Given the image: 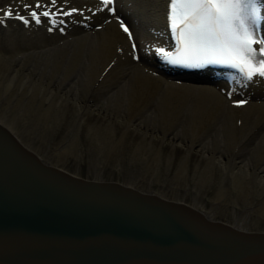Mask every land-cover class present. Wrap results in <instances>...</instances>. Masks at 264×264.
<instances>
[{"label":"bare ground","instance_id":"bare-ground-1","mask_svg":"<svg viewBox=\"0 0 264 264\" xmlns=\"http://www.w3.org/2000/svg\"><path fill=\"white\" fill-rule=\"evenodd\" d=\"M258 1L264 9V0ZM26 2L33 3L34 0ZM167 3L168 0H115L116 13L113 15L106 10L94 11L97 6L102 7L100 0H70V6L85 9L84 15L64 18L66 22L54 31H48L53 26L47 18L42 17L40 24L32 21L25 25L19 19H4L0 16V111L7 114L11 109H15V113L29 112L34 125L44 115L60 118L69 113L65 123L67 133L59 140L64 143L53 146L54 151L63 153L71 148L81 125L85 134L97 142L103 151H111L116 145L127 143L133 157L142 154L158 161L163 142L169 141L172 146L180 144L184 150L178 156L180 162L178 158V162L174 160L180 163L176 176L187 172L188 161L194 151L192 171L198 178H210L216 167L218 171L214 175H222L213 195V203L226 199L231 194H227L231 187L232 190L234 187L237 189L238 196L240 194L249 200L253 194L261 192L257 204L247 203L240 218L227 220L242 228L264 230L262 226H254L251 220L248 219L253 226L245 220L251 218L254 210L264 215V82L260 77L248 82L242 74L225 69L218 72L204 67L190 73L163 67L154 49L155 44L166 39ZM9 5L25 14L18 0H0V9H6ZM117 17L124 24L131 25L130 31L137 45L139 61L133 59L132 42L122 30ZM59 27H63L64 32L59 31ZM229 91L233 92L231 97L227 94ZM237 100L248 102L237 106L234 103ZM8 119L0 114V120L23 142L44 158L50 159L49 154L41 152L38 150L40 147L37 148L32 141L23 138L25 134H22L21 129L18 130V124ZM90 147L89 153L90 149L94 152L95 149ZM95 177H101V174ZM195 185L197 187V183ZM194 199L196 201L191 203L203 208L200 205L202 201ZM233 203L237 204L236 200ZM203 209L217 217L213 207Z\"/></svg>","mask_w":264,"mask_h":264},{"label":"water","instance_id":"water-1","mask_svg":"<svg viewBox=\"0 0 264 264\" xmlns=\"http://www.w3.org/2000/svg\"><path fill=\"white\" fill-rule=\"evenodd\" d=\"M0 264H264V230L73 172L0 120Z\"/></svg>","mask_w":264,"mask_h":264},{"label":"snow or ice","instance_id":"snow-or-ice-1","mask_svg":"<svg viewBox=\"0 0 264 264\" xmlns=\"http://www.w3.org/2000/svg\"><path fill=\"white\" fill-rule=\"evenodd\" d=\"M21 14L12 5L0 9L4 19L16 18L25 25L47 18L53 27L64 24V18L84 15V8L70 6V0H18ZM94 11L116 13L115 0H100ZM89 11H93L89 9ZM259 16L257 0H169V29L175 40L174 50L156 46L157 58L164 64L199 68L205 64H221L238 70L248 82L255 77L264 78V34L256 31L255 20ZM122 30L132 42L133 59L139 61L133 34L123 20L117 17ZM2 22V21H0ZM102 27V25H101ZM59 31L64 32L63 27ZM229 97L232 91L227 93ZM247 100H237L243 106Z\"/></svg>","mask_w":264,"mask_h":264},{"label":"rangeland","instance_id":"rangeland-1","mask_svg":"<svg viewBox=\"0 0 264 264\" xmlns=\"http://www.w3.org/2000/svg\"><path fill=\"white\" fill-rule=\"evenodd\" d=\"M14 111V112H13ZM12 112V113H11ZM16 111H15V109H11L10 110V113L9 114H7V112H4V111H0V114H2V115H4V116H6V118H9L8 120H10V122H12V123H15L16 125L18 124V126L17 127H19V129L18 130H22L21 132H22V134H25V137L23 136V138H25L26 140H30V142L32 143V144H35L34 146H36L37 148L38 147H40V148H38V150H40L41 152H46L45 154H49L50 155V160L52 159V161H59L58 163L59 164H61L62 162V164L64 165V167H66V168H68L69 170H71V171H73V172H77V173H79V174H82V175H84V176H87V177H95V175H100L101 174V176H103V177H106V178H116V179H120V180H123V181H125V182H129V183H133V184H135V185H138V186H140V187H144V188H153V189H155V190H157V191H160L161 193H163V194H166L167 196H170V197H176V198H180V199H185V200H187V201H189V202H193V201H196V199H194V198H197L198 199V202H200V201H202V202H200V205L201 206H203V208H205V209H210V207H213V209H216V211H215V214H216V216L217 217H220V218H223V219H225V220H234V219H238V218H240L241 217V212H242V210L244 209V207L246 206V205H248V204H257V202H259V200H260V198H261V192H256L255 194H253V196L250 198V200L249 199H244V197H242V195H240L239 194V196H238V191H237V189H235V187L233 188L234 190H235V193H234V190H232V187H231V189L227 192V194H229V193H231L230 195H228V197L226 198V199H222V200H220L219 199V201L218 202H215V203H213L214 202V199H213V195H214V193H215V189H216V187L218 186V183H219V181L218 180H220L221 179V176L222 175H214V174H216V171H218V168L216 167L215 168V172L213 173V175L209 178H206V180H205V178L204 177H197L198 175H196V173H194L192 170L194 169V167H192L193 165H194V163H192V162H194V160H193V156H194V154H195V152L194 151H192V153H191V155H192V157H191V155H190V160L189 161H191V163L188 161V166H187V172H182V173H180L179 174V177H177L176 176V174H177V171H178V168H179V164L180 163H176V162H178V160H179V162H180V159H179V155L183 152V147L180 145V144H178V145H174V146H172L171 145V143L169 142V141H165V142H163L162 143V146H161V148H162V151H160V158H159V160L158 161H156L155 159H153V158H150L149 156L148 157H144L142 154H140V155H138V156H132V152H131V149H130V152H129V148H130V145H128L127 143H120V144H118V145H116L115 146V148H113V149H111V151H109V150H106V149H104V151H103V148L101 147V146H99L98 144H97V142H95L90 136H88V134H85V130L83 131V125H81L79 128H81V129H79L78 128V130H77V134L75 135V137H74V139L76 138V140H74V142H72V144L70 145V147L71 148H67V150H66V153H63V152H60V151H54V147L53 146H56L57 144H59V143H64V141L63 142H60L59 140L61 139V137H62V135L65 133H67V130H68V128H66L67 126H66V120L68 119V117H69V113H66L64 116H61L60 118H55L54 116H49V117H45V115H44V117L41 119V121H39L38 123H35L36 125H34L33 124V122H32V118H30L31 117V114L29 113V112H26V113H21V111L19 112V111H17L18 113H20V114H18V113H15ZM5 113L7 114V115H5ZM28 113H29V117L27 118V116H28ZM12 114H13V117H11L12 116ZM22 114V115H21ZM8 115H10V116H8ZM20 115H21V117H20ZM26 115V116H25ZM8 116V117H7ZM68 116V117H67ZM15 117V118H14ZM16 117H19V118H16ZM25 117V118H24ZM64 117H65V119H64ZM11 118V119H10ZM13 119V120H12ZM18 119L20 120V121H18ZM30 119V120H29ZM16 120V121H15ZM22 120V121H21ZM52 120V121H51ZM14 121V122H13ZM29 121V122H28ZM18 122V123H17ZM23 122V123H22ZM27 122V123H26ZM27 125H26V124ZM54 123V124H53ZM22 126H21V125ZM30 124V125H29ZM38 125V126H37ZM40 125V126H39ZM50 125V126H49ZM53 125V126H52ZM27 126V129L25 128ZM33 126V127H32ZM34 126H36V127H34ZM47 126H49V128L47 127ZM54 126H56V127H54ZM26 129H24V128ZM30 127H32V129L30 128ZM39 127H40V129H39ZM54 127V128H53ZM28 128H30V130L28 129ZM37 128V129H36ZM66 128V129H65ZM39 129V130H38ZM42 129V130H41ZM47 129H49V130H47ZM25 130V131H24ZM80 130V131H79ZM27 131L29 132V133H27ZM33 131V132H32ZM34 131H37V133L38 134H36V132H34ZM42 133H41V132ZM47 131H49V133L47 132ZM81 132V133H80ZM29 134L28 136H27V134ZM34 133V134H33ZM41 133V134H40ZM44 133V134H43ZM52 133H53V135H52ZM47 134V135H46ZM82 134V135H81ZM31 135V136H30ZM37 137H36V136ZM41 135V136H40ZM45 135V136H44ZM55 135V136H54ZM85 135H86V137H85ZM27 136V137H26ZM36 138H35V137ZM39 136H40V138H39ZM43 136V137H42ZM46 136H48V137H46ZM35 138V140H34V138ZM77 137H79V138H77ZM91 139H90V138ZM32 138V139H31ZM37 138L39 139V140H37ZM46 138V139H45ZM53 138V139H52ZM80 138H82V139H80ZM77 139L78 140H80V142L79 141H77ZM85 139V140H84ZM55 140H57V141H55ZM82 140V141H81ZM88 140H89V142H88ZM41 141V142H40ZM43 141V142H42ZM67 141V140H66ZM86 141H87V143H86ZM90 141H92V142H90ZM37 144H36V143ZM38 142H39V145H38ZM79 142V143H78ZM95 142V143H94ZM56 143V144H55ZM78 143V144H77ZM92 143V145H91V147H90V144ZM169 143H170V145H169ZM42 144V145H41ZM45 146H44V145ZM80 144V145H79ZM95 144H97V145H95ZM127 144V146H125ZM163 144H166V145H163ZM94 145V146H93ZM169 145V146H168ZM51 146H52V148H51ZM78 146L80 147V148H78ZM44 147V148H43ZM89 147L90 148H92V149H95L94 150V152H93V150H91L90 149V153H89ZM94 147H96V148H94ZM176 147V148H175ZM43 148V149H42ZM99 148H100V150H99ZM119 148V149H118ZM125 148V150H123ZM155 148H156V146H154V150H155ZM166 148V149H165ZM178 148V149H177ZM180 148H182L180 151H179V149ZM69 149V150H68ZM76 149V150H75ZM80 151H79V150ZM88 149V150H87ZM46 150H48V151H46ZM81 150H82V152L84 153H82L81 154ZM83 150H85V151H83ZM97 150H99V153H98V151ZM101 150H102V152H101ZM118 150H119V152H118ZM153 150V151H154ZM70 151V152H69ZM78 151V152H77ZM92 151V152H91ZM124 151H127L126 153L124 152ZM178 151V152H177ZM104 152V153H103ZM162 152H163V154H162ZM194 152V153H193ZM87 153H88V155H87ZM93 153V154H92ZM97 153V154H96ZM101 153H102V156H104V154H105V156L104 157H106V159L104 158H102V156H100L101 155ZM112 153H114V154H112ZM125 153V154H124ZM129 153H130V155H129ZM165 153V154H164ZM177 153V154H176ZM68 154H69V156H68ZM89 154H91V155H89ZM111 154V155H110ZM124 154V155H123ZM166 154H167V156H166ZM176 154V155H175ZM67 155V156H66ZM71 155V156H70ZM77 155V156H76ZM82 155H84V156H82ZM114 156V157H112L111 158V156ZM118 155V156H117ZM123 156V158L121 159V157ZM128 155V156H127ZM76 156V157H75ZM96 156V157H95ZM130 156H132V157H130ZM163 156V157H162ZM174 158H173V157ZM66 157V158H65ZM69 157H70V159H69ZM90 159H89V158ZM95 157V158H94ZM102 159H101V158ZM116 157V158H115ZM130 157V158H129ZM137 157V158H136ZM142 157V158H141ZM93 158V159H92ZM98 158V159H97ZM120 158V159H119ZM133 158H135V161L133 160ZM147 158V159H146ZM177 158H178V160H177ZM66 159V160H65ZM109 161H108V160ZM114 159H116V160H114ZM130 159V160H129ZM145 159L147 160V161H145ZM152 159V160H151ZM163 159V160H162ZM176 159V160H175ZM70 160V161H69ZM90 160H93L92 161V163L90 162ZM101 162H100V161ZM108 162H107V161ZM110 160H111V162H110ZM113 160V161H112ZM120 160V161H119ZM124 160V161H123ZM129 160V161H128ZM132 160V161H131ZM141 160L142 161H144V162H141ZM167 160V161H166ZM176 162H175V161ZM65 161H67V163L65 162ZM94 161H96V163L94 162ZM97 161H99V162H97ZM121 161H123V163L121 162ZM156 161V162H155ZM164 161V162H163ZM166 161V162H165ZM67 164H65V163ZM103 162V163H102ZM122 164H121V163ZM131 162V163H130ZM135 162H137L136 164H138L139 166H137L136 164H134ZM141 162V164H139ZM163 162V163H162ZM172 162V163H171ZM175 162V163H174ZM93 163H94V166H93ZM101 163V164H100ZM106 163H108L107 165H106ZM146 163V164H145ZM61 164V165H62ZM143 164V165H142ZM159 164V165H158ZM164 164V165H163ZM169 164V165H168ZM172 164V165H171ZM149 165H150V167H149ZM171 165V166H170ZM153 166H154V168H153ZM161 168H159V167ZM162 166L164 167V169H165V167H166V169L165 170H167V171H165L163 168H162ZM167 166H169V169L167 168ZM148 167L152 170L153 169V171L152 172H150L151 170L150 169H148ZM158 167V168H157ZM173 167V168H172ZM190 167H191V169H190ZM96 168V169H95ZM93 169V170H92ZM100 170V171H98L97 172V170ZM144 169V170H143ZM175 169V170H174ZM94 170H96V171H94ZM158 170H160V171H158ZM161 170H163V171H161ZM150 172V174L148 173V172ZM127 172H130L129 174H130V176H129V174L127 173ZM160 172V173H159ZM96 173V174H95ZM147 173V174H146ZM158 173V174H157ZM149 174V175H148ZM163 174V175H162ZM190 174H191V176L193 175L194 176V174L196 175V176H194V177H191L190 176ZM147 175L149 176V177H147ZM155 175V176H154ZM160 175V176H159ZM147 178H146V177ZM152 176H154V177H157L156 179L154 178V177H152ZM172 176V177H171ZM186 176V177H185ZM215 176V177H214ZM161 177V178H160ZM163 177V178H162ZM175 179H174V178ZM178 179H177V178ZM160 178V179H159ZM184 178V180H182ZM195 178H197V179H195ZM200 178H202V179H200ZM216 178H218L217 180H216ZM158 179V180H157ZM164 179V180H163ZM182 181H181V180ZM216 180V182H215V180ZM163 180V181H162ZM173 182H172V181ZM196 180V181H195ZM193 181H194V183H193ZM198 181V182H197ZM203 181V182H202ZM197 183V187H196V183ZM202 182V183H201ZM204 182L206 183V185L204 184ZM210 184H209V183ZM199 183V184H198ZM174 184H175V186H174ZM177 184V185H176ZM215 184V185H214ZM182 187H181V186ZM184 185H185V188H184ZM200 185V186H199ZM213 185V186H212ZM188 186V187H187ZM201 186H203V187H201ZM206 188H205V187ZM211 188H210V187ZM199 187V188H198ZM201 188V189H200ZM208 188V189H207ZM178 189V190H177ZM212 189V190H211ZM198 192H197V191ZM208 190V191H207ZM204 191V192H203ZM198 194V193H200V195L198 194H196V193ZM195 194V195H194ZM236 194H237V196L239 197H236ZM260 194V195H259ZM197 196V197H196ZM233 196H234V198H235V200H236V202H237V204L236 203H233L235 200H234V198H233ZM243 198V199H241V198ZM258 199H257V198ZM241 199V200H240ZM200 200V201H199ZM228 200V201H227ZM244 200H246V201H244ZM223 201H225V202H227V203H225V202H223ZM230 201V202H229ZM242 201V202H241ZM249 201V202H248ZM252 203H251V202ZM255 201V202H254ZM197 202V203H198ZM229 203V204H228ZM248 203V204H247ZM199 204V203H198ZM213 204V205H212ZM225 204H226V206H225ZM228 204V205H227ZM240 206H239V205ZM241 204H243V205H241ZM223 206L225 207V208H223ZM218 208H220V209H218ZM222 208V209H221ZM237 209V210H236ZM240 211V212H239ZM236 212V213H235ZM240 214V215H239ZM250 216V215H249ZM251 220V221H249V220ZM257 219V220H256ZM262 220V222H261V220ZM245 220H247L246 222H248V223H250V225H254V226H262V228H264V215H263V213H257V211L255 212V210H254V212H252L251 213V218H249V217H247V218H245ZM254 220H256L255 221V223H254ZM257 221H259V223L257 222ZM245 222V221H244ZM252 223V224H251ZM252 225V226H253Z\"/></svg>","mask_w":264,"mask_h":264}]
</instances>
